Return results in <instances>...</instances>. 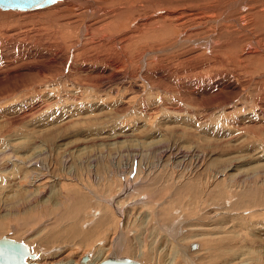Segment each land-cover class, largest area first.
I'll use <instances>...</instances> for the list:
<instances>
[{
	"label": "rangeland",
	"instance_id": "1",
	"mask_svg": "<svg viewBox=\"0 0 264 264\" xmlns=\"http://www.w3.org/2000/svg\"><path fill=\"white\" fill-rule=\"evenodd\" d=\"M59 3L0 10V237L264 264V0Z\"/></svg>",
	"mask_w": 264,
	"mask_h": 264
},
{
	"label": "water",
	"instance_id": "2",
	"mask_svg": "<svg viewBox=\"0 0 264 264\" xmlns=\"http://www.w3.org/2000/svg\"><path fill=\"white\" fill-rule=\"evenodd\" d=\"M62 0H25L18 6L15 4L6 3L5 0H0V9L14 11H29L39 10L49 7ZM39 6H34V5ZM196 248V245L193 246ZM18 253L22 254L19 255ZM36 259L37 254L32 252L30 247L24 241H19L4 235L0 237V264H40L37 261H29L28 259ZM90 256L84 255L79 263L74 264H90ZM66 264V263H56ZM98 264H142L140 261L127 256H110ZM255 264V263H242Z\"/></svg>",
	"mask_w": 264,
	"mask_h": 264
},
{
	"label": "bare ground",
	"instance_id": "3",
	"mask_svg": "<svg viewBox=\"0 0 264 264\" xmlns=\"http://www.w3.org/2000/svg\"><path fill=\"white\" fill-rule=\"evenodd\" d=\"M59 2H61V1H59ZM59 2H57V3H58L59 5H62V3L60 4ZM62 2H65V4H66V2H69V0H62ZM57 3H55V4H57ZM58 4H57V5H58ZM65 4H64V5H65ZM53 5H54V4H53ZM64 5H63V6H64ZM51 6H52V5H51ZM55 6H56V5H55ZM64 7H65V6H64ZM262 7H263V6H262ZM46 8H47V7H46ZM44 9H45V8H44ZM243 9H244V8H243ZM0 10H2V11H6V10H3V9H0ZM39 10H43V9H39ZM10 11H12V10H10ZM13 11H14V10H13ZM29 11H30V10H29ZM16 12H20V11H16ZM240 19H241V18H240ZM233 20H234V19H233ZM240 22H241V23L245 22V18L243 17V18L241 19ZM246 24H247V23H246ZM241 25H243V24H241ZM243 26H244V25H243ZM254 47H255V46H254ZM257 50H258V49H257ZM110 63H111V62H110ZM126 183H127V182H126ZM125 199H126V198H125ZM81 200H82V199H81ZM84 201H85V199H84ZM130 201H133V200H130ZM134 201H135V200H134ZM81 202H82V201H81ZM123 203H126V202H124L123 199H118L117 202H116V204H114V205H115V207H116L117 210H119V211H123V212H124V210L127 209V208H126L127 206L125 207V204H123ZM127 203H128V202H127ZM127 203H126V204H127ZM80 204H81V203H80ZM154 204H155V203H154ZM79 206H80V208L82 207V205H79ZM80 208H79V209H80ZM79 209H78V211H80ZM167 226H168V225H167ZM73 227H74V228H73ZM77 229H78V228H77L75 225H73L72 228H71V229L69 228L68 231H69L70 233L75 234V235L78 236V235L81 234V233H80L81 231L79 232V230H77ZM164 229H167V227L164 228ZM93 231H94V230H93ZM165 231H167V230H165ZM168 232H169V229H168ZM90 233H91V232H90ZM83 235H84V234H82L81 237H84ZM88 235H89V234H88ZM172 235H173V234H172ZM85 236H86V235H85ZM79 237H80V236H79ZM86 238H87V237H86ZM90 238H91V237H90ZM190 242H191V244L189 245V247L191 248V250H195L194 252L190 251L191 253H196L197 251H201L200 249L196 251V249H198V246H199L198 243H196V242H194V241L192 242V239H191ZM172 244H173V243H172ZM101 245H102V244H101ZM101 245H100V246H101ZM194 245H196V248L193 247ZM117 246H118V245L114 246V249H115V250H116ZM172 246H173L172 248H174V249L170 248V249L173 250V251H172L171 253L168 254V256H171V255H172L171 259H170V257L168 258V259H170V261L168 262V264H174L175 261L177 260L176 258H178V256H180V255H182V258H183V256H184V257L186 256V255L184 254V252H181V251H182L181 249H180L181 251H178L179 249L177 250L176 246H178V245H176L175 247H174V245H172ZM78 247H79V246H78ZM98 247H99V246H98ZM178 247H179V246H178ZM85 248H86V247H85ZM105 248H106V247H105ZM182 248H183V247H182ZM114 249H113V250H114ZM126 249H127V248H126ZM170 249H169V250H170ZM201 249H202V248H201ZM86 250H88V249H86ZM111 250H112L111 247H107L106 249H104L103 247H99V248H98V254L101 256L100 253H102L103 251H106L105 253H107V255H109L111 252H114V251H111ZM183 251H185V250L183 249ZM81 252L83 253L82 249H81ZM139 252H140V251H139ZM168 252H170V251H168ZM168 252H167V253H168ZM186 252H187V251H186ZM105 253H104V254H105ZM140 253H141V252H140ZM191 253H189V254H191ZM77 254H78V253H77ZM105 255H106V254H105ZM107 255H106V256H107ZM191 255H192V254H191ZM104 257H105V256H104ZM180 258H181V257H180ZM104 259H105V258H104ZM175 259H176V260H175ZM178 259H179V258H178ZM247 259H248V258H247ZM182 260H183V259H182ZM102 261H103V260H102ZM246 261H247V260H246ZM176 262H177V261H176ZM183 262H185V261H183ZM74 263H78V262H73L72 264H74ZM89 263H90V264H98V263H100V261H99V262H97V261H92V260L90 261V259H89ZM244 263H249V262H244ZM66 264H69V263H66ZM160 264H161V263H160ZM163 264H164V262H163ZM166 264H167V263H166Z\"/></svg>",
	"mask_w": 264,
	"mask_h": 264
},
{
	"label": "snow or ice",
	"instance_id": "4",
	"mask_svg": "<svg viewBox=\"0 0 264 264\" xmlns=\"http://www.w3.org/2000/svg\"><path fill=\"white\" fill-rule=\"evenodd\" d=\"M6 3H10V4H15V5H19L20 3L22 2H25V0H5ZM34 6H39L38 4L37 5H34ZM19 255H22L20 253H18Z\"/></svg>",
	"mask_w": 264,
	"mask_h": 264
}]
</instances>
